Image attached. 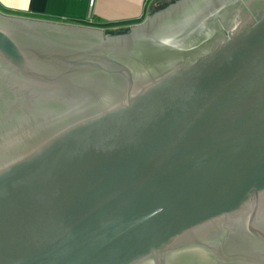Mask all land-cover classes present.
<instances>
[{
    "label": "water",
    "instance_id": "water-1",
    "mask_svg": "<svg viewBox=\"0 0 264 264\" xmlns=\"http://www.w3.org/2000/svg\"><path fill=\"white\" fill-rule=\"evenodd\" d=\"M178 1L0 10V264H264V0Z\"/></svg>",
    "mask_w": 264,
    "mask_h": 264
},
{
    "label": "crops",
    "instance_id": "crops-1",
    "mask_svg": "<svg viewBox=\"0 0 264 264\" xmlns=\"http://www.w3.org/2000/svg\"><path fill=\"white\" fill-rule=\"evenodd\" d=\"M161 0H0L4 13L102 29L137 23Z\"/></svg>",
    "mask_w": 264,
    "mask_h": 264
},
{
    "label": "flooded vegetation",
    "instance_id": "flooded-vegetation-1",
    "mask_svg": "<svg viewBox=\"0 0 264 264\" xmlns=\"http://www.w3.org/2000/svg\"><path fill=\"white\" fill-rule=\"evenodd\" d=\"M163 1V0H162ZM165 1V0H164ZM169 1V0H168ZM175 1V0H174ZM180 1H182V0H180ZM183 1H186V0H183ZM188 1V0H187ZM176 2H179L178 0L177 1H175V2H173V0H172V2L171 1H169V2H167V0H166V2H163V3H160V5H158V10L157 11H160V10H162V9H165L166 7H168L170 4L172 5V4H174V3H176ZM168 3V4H167ZM180 3V2H179ZM178 3V4H179ZM165 4H167V5H165ZM178 4H176V5H178ZM163 5H165V6H163ZM189 6V4H186V5H183L182 6V8H185L187 11H191L192 10V8H190V7H188ZM189 8V9H188ZM152 13H154V11L152 12Z\"/></svg>",
    "mask_w": 264,
    "mask_h": 264
},
{
    "label": "rangeland",
    "instance_id": "rangeland-1",
    "mask_svg": "<svg viewBox=\"0 0 264 264\" xmlns=\"http://www.w3.org/2000/svg\"><path fill=\"white\" fill-rule=\"evenodd\" d=\"M169 1H171L172 2V0H169ZM168 0H167V2H169ZM175 1H177V0H175ZM174 0H173V2H175ZM163 2H166V0L164 1H159V2H157V4L153 7V11H157L158 10V5H160V3H163ZM168 4V3H167ZM167 4H165V5H167ZM165 5H163V6H165Z\"/></svg>",
    "mask_w": 264,
    "mask_h": 264
}]
</instances>
